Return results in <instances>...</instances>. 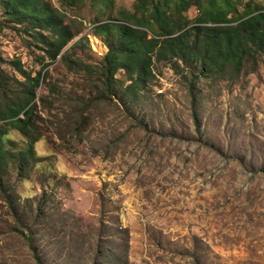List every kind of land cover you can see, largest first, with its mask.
I'll return each instance as SVG.
<instances>
[{"label":"rangeland","instance_id":"374dc122","mask_svg":"<svg viewBox=\"0 0 264 264\" xmlns=\"http://www.w3.org/2000/svg\"><path fill=\"white\" fill-rule=\"evenodd\" d=\"M43 1L76 35L54 63L52 32L0 0L1 74L16 88L17 62L41 71L43 117L27 161L32 138L2 139L0 264H264V53L239 70L153 58L131 89L125 70L107 79L118 34L95 31L124 25L136 0Z\"/></svg>","mask_w":264,"mask_h":264},{"label":"trees","instance_id":"16d2710c","mask_svg":"<svg viewBox=\"0 0 264 264\" xmlns=\"http://www.w3.org/2000/svg\"><path fill=\"white\" fill-rule=\"evenodd\" d=\"M70 1L77 4L80 0ZM242 1L136 0L135 12L123 14L124 25L109 23L95 31L96 36L106 41L113 38L114 32L118 34L115 43H108L107 79L125 70L132 80L131 89L138 87L152 74L153 58L157 62L177 59L185 64L192 60L208 68L220 63L236 64L241 69L247 59L264 53V9L247 11L244 17L234 20ZM5 7L12 19H28L30 28L52 32L51 39H41L52 63L76 37L69 26L62 25L64 21H56L51 5L43 0H5ZM193 7L199 15L190 21L185 14ZM23 67L17 62L16 70L25 80H16L19 84L16 88L7 87L0 71V89L11 94L7 97L0 92V121L5 122L0 125V165L6 162L2 139L7 135V127L33 139L30 150L17 158L21 162L36 156L35 144L42 137L43 117L36 102L42 73L33 75ZM40 102L45 105L44 100Z\"/></svg>","mask_w":264,"mask_h":264}]
</instances>
